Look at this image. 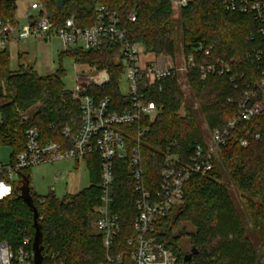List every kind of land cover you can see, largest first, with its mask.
<instances>
[{
	"label": "trees",
	"instance_id": "1",
	"mask_svg": "<svg viewBox=\"0 0 264 264\" xmlns=\"http://www.w3.org/2000/svg\"><path fill=\"white\" fill-rule=\"evenodd\" d=\"M39 1L57 27L70 17L81 27L92 26L96 23L97 6L106 5L118 12L127 40L140 43L145 53L174 56L180 52L195 60L197 67L186 74L191 99L185 97L179 77L165 78L162 91L158 86L147 91L148 98L160 107L156 119L143 118L140 125L118 126L127 140V156L116 160L112 194L113 210L124 224L119 238L123 246L132 233L130 225L136 214L130 161L139 129L144 131L141 152L145 176L156 187L169 152L187 160L197 144L206 143L199 115L214 130L225 127L236 114L245 85L259 75V64L247 55L263 43L260 27L251 11H229L222 0H189L187 6L180 8L178 18L171 0H64L61 6L57 0ZM17 6L18 0H0V17L17 26ZM131 13L136 15L135 21L130 19ZM200 44L207 53L197 49ZM63 53L93 70L109 71L111 82L103 87L91 85L87 93L97 101L109 96L112 111L130 107L129 95L120 90V46L104 44L92 51ZM218 59L229 62L237 73V88L227 74L200 77L198 67ZM9 61L8 50L0 52V104L15 98L11 104L0 106V145L12 148L11 160L15 161L26 147V130L36 127L42 142L56 141L65 150L70 149V134L64 130L69 127L71 134L79 130L81 111L71 90L65 87L64 69L40 75L29 64L11 71ZM36 105L28 119L21 117V112ZM243 138L248 141L246 146L241 144ZM86 160L90 186L63 198L54 193L39 195L32 187V168L20 172L11 192L0 200V242L18 246L25 237H34L33 212L18 189L23 186L22 179L27 178L40 215L43 264L102 262L106 257L102 237L92 231L93 210L101 197V163L97 154L87 155ZM220 160L222 167L216 162L210 173L195 175L186 183L182 206L161 224L158 238L176 248L184 260L186 253L178 247V236L173 232L188 222L195 231H185L184 227L180 234L187 235L199 253L186 264H264V112L232 130L221 148ZM222 168L240 194V205L222 182Z\"/></svg>",
	"mask_w": 264,
	"mask_h": 264
},
{
	"label": "built area",
	"instance_id": "2",
	"mask_svg": "<svg viewBox=\"0 0 264 264\" xmlns=\"http://www.w3.org/2000/svg\"><path fill=\"white\" fill-rule=\"evenodd\" d=\"M229 11H251L260 27L263 43L248 53L247 57L259 64L258 78L245 85L238 101L236 114L225 127L215 128L211 132L210 142L197 144L192 155L182 159L179 154L169 152L161 169V178L154 187V181L145 176L141 152V137L144 131L139 129L137 144L131 157V174L135 195L136 214L130 225L131 234L121 246L120 236L124 224L118 213L113 210L112 194L115 183V163L127 156V140L120 125H134L143 118L154 121L160 113V107L147 96L150 87L158 86L163 90L162 80L168 77L186 76L188 71L196 68L193 56H182L177 61L172 56L145 53L140 43L127 40V31L120 22L117 11L106 5L96 8V23L81 27L74 17L65 20L57 27L50 19L46 7L41 1L32 3L28 22L20 28L5 22L0 17V52L7 49L15 39L50 40L60 37L63 51L73 52L77 49L92 51L104 44L120 46L119 61L121 78L126 75L127 89L125 93L131 99L130 107L120 111L111 110V98L105 96L100 100L87 93L91 85L103 87L111 82L108 70H93L89 65L78 63L76 69V87L72 97L77 100L81 111L79 130L71 134L69 127L64 130L70 134L72 147L65 150L56 141L42 142L36 127L25 132L26 147L18 153L15 161L0 162V200L11 190V182L18 179L20 172L43 164L59 160L74 159L80 162L86 156L97 154L101 163V197L96 205V228L102 237L106 257L96 264H186L172 245L160 241L158 228L183 203L184 187L195 175L205 176L210 173L220 157L221 148L227 144L232 130L241 122H251L264 112V0H222ZM172 5L179 8L188 5L189 0H171ZM32 11L36 13H32ZM135 21L136 15L130 14ZM207 53L203 44L197 48ZM163 58V62L161 61ZM200 77L206 79L212 74L230 75L237 88V73L233 72L229 62L218 59L215 62L201 64L198 67ZM233 102V98H229ZM247 139H241L243 146ZM6 184L11 185L9 188ZM33 238L25 237L18 246L7 241L0 242V264H34Z\"/></svg>",
	"mask_w": 264,
	"mask_h": 264
},
{
	"label": "rangeland",
	"instance_id": "3",
	"mask_svg": "<svg viewBox=\"0 0 264 264\" xmlns=\"http://www.w3.org/2000/svg\"><path fill=\"white\" fill-rule=\"evenodd\" d=\"M38 0H18L17 12L18 15V25L20 28H23L28 22V14L30 13V7L33 2ZM174 16L180 17V8L177 5H174ZM32 13H36L32 11ZM15 39L12 40V44H10V61H9V69L11 71H17L20 67L31 65L40 75H48L58 71V69L63 68L65 71V76L63 77V81L67 90H74L76 87L75 76H76V69L80 68V65H76V61L71 56L65 55L63 52V41L60 37H54L50 40H37L34 38L29 39ZM26 51L23 57H19L20 51ZM141 50L143 51V59H145L144 54V47L141 46ZM182 53H176L173 58L177 61H182ZM120 80V90L121 92L126 93L128 91L127 82H126V75L122 76ZM178 81L181 84V88L184 91L185 97L191 99V87L188 83L186 76H180ZM3 85L0 82V86ZM40 105V104H38ZM32 107L25 112H21V117L23 119H28L29 116L33 114V112L38 107ZM199 104L195 102V108H198ZM183 111V109H182ZM1 118V114H0ZM200 124H201V131L204 139L206 142H210L211 132L212 129L209 127L208 123L205 121L203 116H198ZM4 156L6 159L9 156V148L6 145H0V158ZM219 166L221 165L220 157L217 160ZM74 162L71 160L69 161H62L56 162L55 164L44 166V167H37L34 168L31 174V183L36 192L39 195H47L51 189H55L56 195L58 197L65 196L71 188V185H67L68 180V172L73 170ZM63 172L64 176H59V172ZM223 174V183L228 187L230 192L232 193L233 197L235 198L234 201L237 205H240V194L237 191L235 185L230 180L226 170L222 168ZM58 174V175H57ZM17 179L13 180L12 183L16 182ZM90 184V178L88 171L83 168L82 169V178H81V188L84 189L88 187ZM11 185L6 184L9 188ZM182 206V204L177 205L174 211L171 213V216L177 214V210ZM93 223H92V231L98 234V230L96 228V214L95 209L93 210ZM185 227V228H184ZM186 229L185 231H195V227L191 223H182L176 230H174L173 235L178 236L177 245L180 247L183 253L190 252L191 248L193 247L190 241V238L187 235H181L180 233L182 230ZM264 260V257H263Z\"/></svg>",
	"mask_w": 264,
	"mask_h": 264
},
{
	"label": "water",
	"instance_id": "4",
	"mask_svg": "<svg viewBox=\"0 0 264 264\" xmlns=\"http://www.w3.org/2000/svg\"><path fill=\"white\" fill-rule=\"evenodd\" d=\"M64 0H57L58 6H61ZM27 66V65H26ZM15 98L12 97L10 101H7L6 103L0 104V106H7L14 101ZM23 186H18L21 190V197L25 201V203L28 205V207L32 210L33 212V221H34V237H33V251H34V264H43L44 262V246L42 244V238H43V233H42V226L40 223V215H39V210L37 206L34 203V199L30 193V186H29V181L27 178H23ZM199 253V249L195 246H193L190 250V252L186 253L184 255V260L186 262H189L192 260L194 255H197Z\"/></svg>",
	"mask_w": 264,
	"mask_h": 264
},
{
	"label": "crops",
	"instance_id": "5",
	"mask_svg": "<svg viewBox=\"0 0 264 264\" xmlns=\"http://www.w3.org/2000/svg\"><path fill=\"white\" fill-rule=\"evenodd\" d=\"M34 3V2H33ZM18 16V15H17ZM17 22H19L18 21V17H17ZM19 24V23H18ZM20 40H24V39H20ZM19 40V41H20ZM13 42V41H12ZM12 42L10 43V44H12ZM10 44L8 45V47H7V50H8V52H9V54H10V49H9V47H10ZM26 53V51H20L19 52V57L21 58V57H23L24 56V54ZM162 62L164 61L163 60V58H162V60H161ZM2 86V85H1ZM0 86V87H1ZM6 146H8V145H6ZM8 148H9V156H8V158L6 159L4 156H2L1 158H0V162H9L10 160H11V154H12V148L10 147V146H8ZM69 160H71L72 162H74V167H73V170H70L69 172H68V180L69 181H67V185H71V188H70V191L66 194V195H68V194H71V195H74V194H77V193H79L80 191H82L83 189L81 188V178H82V169L83 168H85L87 171H88V174H89V170H88V166H87V160H85L84 162H80V161H77V160H74V159H66V160H59V161H55V162H53V163H49V164H43V165H39V166H36V167H33L32 168V171H33V169L34 168H37V167H44V166H49V165H52V164H55L56 162H62V161H69ZM32 171H31V174H32ZM59 174V176H64V173L61 171V172H59L58 173ZM57 174V175H58ZM89 178H90V175H89ZM90 184H91V182H90ZM90 184H89V186H90ZM88 186V187H89ZM33 187V186H32ZM34 188V187H33ZM87 188V187H86ZM85 189V188H84ZM35 190V189H34ZM36 191V190H35ZM49 193H54L55 195H56V192H55V189H51V191H49ZM48 193V194H49ZM47 194V195H48ZM57 196V195H56ZM58 197V196H57ZM64 197V196H63ZM63 197H59V198H63Z\"/></svg>",
	"mask_w": 264,
	"mask_h": 264
}]
</instances>
